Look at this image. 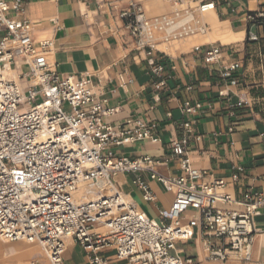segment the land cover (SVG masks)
Wrapping results in <instances>:
<instances>
[{
  "label": "built area",
  "instance_id": "1",
  "mask_svg": "<svg viewBox=\"0 0 264 264\" xmlns=\"http://www.w3.org/2000/svg\"><path fill=\"white\" fill-rule=\"evenodd\" d=\"M88 2L91 0H82ZM171 14L148 17L141 5L131 2L120 18L136 48L152 56L159 42L171 44L205 35L209 26L203 17L215 3L191 7L187 0H168ZM28 0H0V238L6 242L40 245L49 264H64L67 241L78 244L90 264H196L193 258L172 253L176 240H191L196 231L185 225L189 210L199 216V234L206 257L213 262L252 259L256 237L254 218L264 207V195L247 193L242 210L230 208L236 201L222 192L224 180L199 183L203 173L189 158V145L202 136L195 124L182 122L181 136L169 150L178 158L180 175L165 176L157 168L165 162L144 157H120L115 149L128 144L160 142L156 123L128 119L113 124L115 110L104 106L90 79L75 80L60 75L51 65V39L34 38V23L25 17ZM264 28V11L249 15ZM249 41H260L250 33ZM37 44V45H36ZM196 52L201 47H195ZM221 57L218 46L205 51L207 63ZM165 86V68L150 63ZM233 62L221 72L223 80L238 86ZM16 72L18 79H14ZM240 101L238 106L245 105ZM25 107L24 109H20ZM202 104H184L186 114H196ZM149 173L175 193L169 211L160 221L149 219L124 198L114 184L125 173ZM136 184L148 202L155 197L147 183ZM101 196L78 201L83 189ZM114 252L113 259L105 255Z\"/></svg>",
  "mask_w": 264,
  "mask_h": 264
},
{
  "label": "crops",
  "instance_id": "2",
  "mask_svg": "<svg viewBox=\"0 0 264 264\" xmlns=\"http://www.w3.org/2000/svg\"><path fill=\"white\" fill-rule=\"evenodd\" d=\"M28 1L25 17L34 23L36 43L53 41L49 61L60 75L90 79L97 98L106 108L115 110L108 118L111 123L124 124L133 118L158 125L155 134L160 142L128 144L115 149L118 156L167 160L158 172L178 176L179 161L171 155L169 146L180 138V124L192 121L202 136L201 141L189 145V158L203 173L198 182L224 180L222 192L236 201L230 206L236 210L243 209L241 203L247 193L264 195V28L248 18L264 11V0H187L191 7L215 3L213 13L203 17L208 33L171 44L159 42L152 56L136 48L120 12L133 2L141 5L148 17L171 14L174 7L168 0ZM251 32L260 35V41H249ZM198 46L201 50L196 52ZM214 46L220 47L221 57L210 64L204 54ZM151 62L165 68L161 90L156 89L161 79L153 73ZM233 62L242 63L235 74L238 86L221 77ZM240 101L246 104L238 106ZM186 102L202 104V109L186 114ZM138 178L148 184L155 201L144 199L136 184ZM114 184L126 201L155 221H160L161 213L169 211L175 200L173 190L146 172L120 174ZM183 223L192 225L196 234L191 240H176L174 254L193 258L196 264H264V207L254 218L256 237L249 262L209 261L199 234L197 212L189 210ZM105 255L113 259L114 252ZM34 256L38 260L34 264H49L43 251ZM64 264L90 263L83 249L69 240ZM109 264L127 263L111 260Z\"/></svg>",
  "mask_w": 264,
  "mask_h": 264
},
{
  "label": "bare ground",
  "instance_id": "3",
  "mask_svg": "<svg viewBox=\"0 0 264 264\" xmlns=\"http://www.w3.org/2000/svg\"><path fill=\"white\" fill-rule=\"evenodd\" d=\"M213 11L210 12V14H212ZM12 76L14 79H18L17 73L16 72H12ZM101 196V193H99V191L97 190H89V189H83L81 190L79 193L76 194V198L78 201H82V200H86V199H90V198H94V197H99ZM129 199H131L129 197ZM6 242V241H5ZM0 247H5L6 249L12 251V252H18V258L13 261L12 263H8V264H31L30 262H28L26 260V257L28 255H30L33 250L28 249V250H24L23 248L19 247V246H13V245H7L0 243ZM4 264V263H2ZM7 264V263H6Z\"/></svg>",
  "mask_w": 264,
  "mask_h": 264
},
{
  "label": "rangeland",
  "instance_id": "4",
  "mask_svg": "<svg viewBox=\"0 0 264 264\" xmlns=\"http://www.w3.org/2000/svg\"><path fill=\"white\" fill-rule=\"evenodd\" d=\"M24 108L25 107H21L20 109H24ZM0 243H2V244L6 243L7 245H13V246H19V247L23 248L24 250H28V249L33 250V252L30 255H28L27 257L34 256L35 254H38V253L42 254L41 247L38 244H28L26 242H12L11 243V242H5L1 238H0ZM172 253H174V252L172 251ZM16 258H18V252H12V251L6 249L5 247H0V264L12 263L13 261L16 260ZM27 261L30 262L31 264H34L38 260L34 256L32 258H28Z\"/></svg>",
  "mask_w": 264,
  "mask_h": 264
}]
</instances>
